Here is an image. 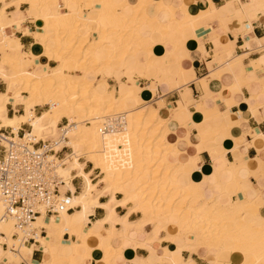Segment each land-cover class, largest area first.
Here are the masks:
<instances>
[{"label": "bare ground", "instance_id": "obj_1", "mask_svg": "<svg viewBox=\"0 0 264 264\" xmlns=\"http://www.w3.org/2000/svg\"><path fill=\"white\" fill-rule=\"evenodd\" d=\"M169 1L126 0L122 4L118 0H0V44L3 45L0 49V80L7 85L6 91L0 93V127L10 128L16 136L20 124H29L30 132H24V138L37 143L46 139L43 133L55 132L57 117L61 115L68 121V127L60 130V135L49 134L51 138L59 137L57 141L53 140L57 144L54 150L58 151L60 147L70 150L64 159L56 160V174L63 182L58 186L63 208L59 216H41L30 225L33 232L42 229L52 238L49 241L48 237L42 238L33 233V239L48 251L45 264H85L92 258L97 264H118V257L124 254V245L118 249L110 245L102 246L100 231L108 224L109 231L106 232L109 235L106 237H112L117 222L114 210L127 206H130L129 214H140L141 219L130 223L125 217L120 221L121 236L125 240L132 232L143 236L145 242L133 240V246L146 249L159 264H176L171 258L174 250L193 254L201 247L208 249V264H264V224L243 218L244 213L256 216L258 208L246 198L242 188L238 190L243 196L229 204H224L218 197L206 199L199 184L189 180L190 168L171 163L168 159L172 146L167 140L168 121L159 115V108L164 104L156 100L153 106L150 102L141 101L139 96H115L112 89L108 90L103 76L105 69L117 71L114 64L120 63L124 70L135 72V65H129L128 59L143 56L146 58L145 67L155 69L159 78L171 88L184 83L179 53L187 41L199 43L195 35L199 19L218 10L210 3L204 7L197 2L196 13L182 5V16L178 18ZM21 5H27V9L34 13L28 17L39 31L35 34L23 31L35 40L31 46L29 66L23 62L25 54L22 49L11 50L7 46L9 40H16L9 34L27 19L19 9ZM150 5H156L161 12L167 13L168 20L150 17L147 13ZM125 6L129 12H126ZM9 8L19 12V17L14 18L7 11ZM89 11L97 13L94 20L86 14ZM143 26L151 28L150 36H142ZM185 32L191 33V38L186 39ZM166 42L174 47L175 60L172 63L167 60L168 51L165 49L162 56L166 62L156 58L155 48L159 44L164 46ZM38 47L42 49L38 50ZM100 53L106 54L103 60L99 57ZM41 56L56 66H41L38 62ZM39 66L41 69H34ZM89 74L101 77L98 85L89 80ZM140 76L145 78L143 73ZM128 81L138 87L136 82ZM154 87V83L148 86L153 94ZM7 101L11 106H21L23 114L8 119ZM39 101L42 106L48 105L49 110L36 117L34 107ZM214 109L205 114L204 124L216 113ZM116 113L126 116L125 126L98 134L95 127L99 120ZM179 113L186 120L188 112L184 104L180 106ZM81 118H86L84 121L89 124H83V129L79 127ZM188 120L191 122L190 116ZM71 123L73 126H70ZM204 124L196 127L203 145L208 138H213L224 129V124H220L219 127L209 126L206 131ZM175 153L179 155L177 151ZM80 159H85L98 171L96 182L89 178L91 174L84 173L83 165L78 161ZM232 173L239 182L235 172ZM71 174L84 182L79 196L73 195ZM66 191L70 192V196L72 193V197H64ZM104 194H109L108 202L114 203L113 208L108 204L99 205L98 199ZM116 194L121 195L122 200L115 201ZM76 206L81 207L80 213L69 215L66 212ZM95 207L104 209L107 218L86 227L89 221L87 210ZM14 225L11 218L3 217L0 201V247L9 245L14 234L15 239L22 243L32 236L31 231H18ZM149 226L151 231L145 233L144 229ZM161 232L167 235L160 238ZM66 234L74 235L78 240L62 249L61 240ZM187 235L193 237L194 244L178 246V241L184 240ZM90 239L97 242L95 248L89 245ZM162 241L173 247L168 256L157 254L151 247L154 242ZM226 243L230 245L226 246ZM139 263L145 264L143 261ZM179 264L195 263L189 258Z\"/></svg>", "mask_w": 264, "mask_h": 264}, {"label": "crops", "instance_id": "obj_2", "mask_svg": "<svg viewBox=\"0 0 264 264\" xmlns=\"http://www.w3.org/2000/svg\"><path fill=\"white\" fill-rule=\"evenodd\" d=\"M129 1L133 2L134 0ZM118 2L124 4L126 0H118ZM197 2L203 4L204 7L210 3L218 11L203 17L205 25L195 31L199 43L193 44L191 41H187L184 44V49L179 53L182 58L179 67L182 71L183 84L171 88L167 82L159 78L155 69L145 67L146 58L143 55L142 58L128 59L129 65H135V72L130 69L124 70L122 64L115 63L114 67L117 71L107 68L104 70L103 76L106 78L108 90L112 89L115 96L124 94L139 96L141 101L150 102L153 106H155L156 100L161 101L164 106L159 108V115L168 121L167 140L172 145L168 153L169 161L190 168L189 180L199 184L206 199L218 197L224 204H229L230 201H235L237 197L243 196L238 190L241 187L246 198L258 208L256 216L244 213L243 218L247 221H254L256 224H264V0H170L168 4L176 9V17L181 18L180 7L185 5L190 12L196 13ZM27 8V5H21L19 8L27 19L9 34L16 40H9L7 46L11 50L18 49V47L22 49L25 54L23 62L29 66L31 64V46L35 40L32 36L23 34V31L28 30L34 34L39 33V31H37L32 19L29 18L34 13ZM125 10L129 12L126 6ZM7 11L11 12L13 17L15 16L14 18L19 17V12L14 8H9ZM147 13L150 17H157L160 21H166L169 18L168 14L161 12L156 5L148 6ZM86 14L91 20H94L97 15L96 12L92 11ZM151 33V28L148 26L141 28L142 36L147 37ZM191 36L189 32L184 33L186 39L191 38ZM2 46L0 44V49ZM224 46H228L231 53L228 54V51L225 54L226 60L219 63L214 49L221 50ZM37 49L41 50L42 47ZM163 49L168 51L167 60L171 63L174 62V47L168 42L164 46L159 44L155 48L156 58L166 62L162 56ZM99 57L103 60L106 54L100 53ZM38 62L41 66L46 65L49 68L56 66L45 56L38 57ZM228 65L232 67L233 72ZM41 66L34 69L39 70ZM142 73L145 78L140 76ZM134 75L136 76L133 77ZM88 78L98 85L101 77L89 74ZM130 79L136 82L138 87L129 83L128 80ZM152 83L155 84L154 94L148 88ZM6 87V83L0 80V93L5 92ZM138 88L139 90H137ZM9 103L6 104L8 119L23 114L21 106L12 105L15 108L13 110H17V115H13L9 107L11 103ZM183 104L188 112V115H185L186 120L179 113L180 106ZM36 107L39 109L47 107V109L40 110L37 114L35 112ZM214 108H216V113L212 114L207 124H204L205 114L208 110H215ZM47 110H49L48 105L42 106L39 101L34 107V115L38 117ZM188 116H190L191 122L188 120ZM203 124L206 131L209 126L219 127L220 124H224L225 131H223L224 129L220 130L213 138H208L203 145L201 144L200 133L196 128ZM27 125L29 126V124ZM47 132L51 133L50 131ZM65 156L59 160L64 159ZM78 161L83 165L84 173L91 174L89 178L94 183L98 179V175H96L98 171H94L85 159ZM194 162H196V168L193 165ZM231 170L240 179L239 182L234 179ZM70 185L73 189V195H81L84 187L81 178L70 182ZM118 196L120 197L118 198ZM69 197H72V193L71 196H66V198ZM108 200H110L109 194H104L98 199V203L99 205L108 204L110 208H113L114 203H109ZM120 200H122V196L116 194L115 201ZM129 208L130 206H127L114 210L117 221L114 226L115 232L112 237L107 238L109 225H105L104 229L100 231L104 239L101 240L100 244L104 247L110 245L116 249L124 245V254L118 257V264H141L139 261H143L145 264H159L153 260L155 257L149 254L146 249L137 245L133 246V240L144 243L145 238L143 236H137L135 232L130 233L127 240L121 236L120 221L125 217L130 223H135L141 219L140 214H129ZM80 212L81 207L76 206L68 214ZM87 212L89 221L86 223V227L107 218V212L100 207L88 209ZM151 229V226L146 227L144 232L149 233ZM37 231L34 233L39 235V229ZM43 231L46 233L45 230ZM166 235L167 233L161 232L159 237L164 238ZM39 236L48 237L47 233L46 236ZM48 238L49 241H52V238ZM77 240L78 238L74 235H64L61 240L62 249L68 248ZM88 243L93 248L97 245V242L92 239ZM183 243L187 246L193 245L194 239L187 236L184 240L178 241L177 245L183 246ZM22 244L21 241L11 237L9 245H2L0 247V264H45L48 254L46 248L36 240L34 243ZM151 245L157 254L161 253L164 256H168L170 249L173 250V247L165 241L154 242ZM229 245L226 243V246ZM15 246H18L17 250ZM207 254L208 249L201 247L197 253L193 254L174 250L171 258L176 264L189 258L195 264H208ZM85 264L97 263L95 258H92L90 261H85Z\"/></svg>", "mask_w": 264, "mask_h": 264}, {"label": "built area", "instance_id": "obj_3", "mask_svg": "<svg viewBox=\"0 0 264 264\" xmlns=\"http://www.w3.org/2000/svg\"><path fill=\"white\" fill-rule=\"evenodd\" d=\"M9 107L12 114H17V110ZM125 117L123 113L103 117L96 124L97 133L106 134L123 128ZM60 121L63 124L56 125L57 135L68 127L66 119L61 118ZM83 124L87 125L88 122L83 121ZM25 131L30 132L27 124H20L16 136L10 128L0 127V143H3L0 144V201L3 217L11 218L18 231H31L32 236L27 237L26 241L34 243V232L30 230V225L41 216L58 215L63 208L58 192V186L63 182L56 174V160L64 157L69 149L60 147L59 151L54 150L57 144L53 138L31 143L24 138ZM75 180L79 179L72 176L71 181ZM64 196H70V192L66 191ZM71 210L67 209L66 212ZM39 235H44L43 230L39 231Z\"/></svg>", "mask_w": 264, "mask_h": 264}, {"label": "rangeland", "instance_id": "obj_4", "mask_svg": "<svg viewBox=\"0 0 264 264\" xmlns=\"http://www.w3.org/2000/svg\"><path fill=\"white\" fill-rule=\"evenodd\" d=\"M20 7H21V6H20ZM203 17H204V16H202L201 19H199V20H201L200 23H199V26H198L199 28H201V27H203V25H205V22H203ZM228 51H229V52H228ZM214 52L216 53V59L218 60V62H219V63H223L222 61H225V60H226V55H225V54H226L227 52H228V54H230V53H231V49H230L228 46H224V47H222L221 50L214 49ZM219 52H220V53H219ZM221 52H222V53H221ZM222 54H223V55H222ZM229 56H230V55H229ZM219 58H221V59H219ZM228 59H229V58H228ZM0 60H1V58H0ZM135 76H136V75H134L133 77H135ZM181 84H183V83H180L179 85H181ZM37 109H39V108H35V112H37V114H38V113L40 112V110H42V111H43V110H46L47 107H42V108L39 109V110H37ZM59 118L61 119V115H60L59 117L56 118V119H58V120L55 119V121H56V122H55V126H54V127H55V128H54V129H55V132H51V133L47 132V133H43V134H42L43 136L46 135L45 137H46L47 139L51 138V136H49V134H51V135H53V134H57V133H56V125H57L58 123H60L61 125L63 124V122H61ZM65 119H66V118H65ZM81 119H82V120H81ZM81 119H80V121H79V127H82V129H83V126H84V125H83V121L86 120V118H84V119L81 118ZM67 122H68V121H67ZM87 125H89V124H87ZM77 127H78V126H76V128H77ZM47 135H48V136H47ZM41 137H42V136H41ZM56 137H57V135L54 136V137H52L53 140L56 139ZM57 139H58V138H57ZM57 139H56L55 141H57ZM69 152H70V150H69ZM82 161H83V160H82ZM97 180H98V179H96L95 182H96ZM119 197H120V196H118V198H119ZM36 232H38V231L36 230ZM11 235H12V232H11ZM13 236H15V234H14ZM187 236H190V235H187ZM187 236H186V237H187ZM190 237H192V236H190ZM192 238H193V237H192ZM26 242H28V241L25 240V241L23 242V244L26 243ZM17 243H18V242H17ZM23 244H22V245H23ZM15 247H16V249H18V246H15Z\"/></svg>", "mask_w": 264, "mask_h": 264}]
</instances>
